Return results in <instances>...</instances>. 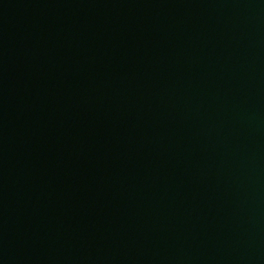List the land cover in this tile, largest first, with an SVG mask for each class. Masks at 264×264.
Wrapping results in <instances>:
<instances>
[{
    "label": "water",
    "instance_id": "95a60500",
    "mask_svg": "<svg viewBox=\"0 0 264 264\" xmlns=\"http://www.w3.org/2000/svg\"><path fill=\"white\" fill-rule=\"evenodd\" d=\"M0 264H264V0H0Z\"/></svg>",
    "mask_w": 264,
    "mask_h": 264
}]
</instances>
